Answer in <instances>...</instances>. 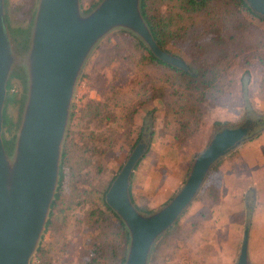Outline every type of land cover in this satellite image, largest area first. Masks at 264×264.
Instances as JSON below:
<instances>
[{"label":"rangeland","instance_id":"obj_1","mask_svg":"<svg viewBox=\"0 0 264 264\" xmlns=\"http://www.w3.org/2000/svg\"><path fill=\"white\" fill-rule=\"evenodd\" d=\"M38 1L39 0H6L5 11L9 19V25L14 29L15 37L16 35L18 37L16 33L17 29H23L27 38V43L30 30H32L31 26L34 22V13L37 9ZM100 2L101 0H79L81 14H88L94 8H92V6L96 4V7ZM242 13L244 18L257 29L254 38H257L258 34V39L260 41H255L254 43L256 44H251L252 46H256L255 56L249 59L238 57L230 64L227 72L224 73V94L218 105H216L213 110H209V113L204 116L201 124L198 125L197 132L184 142H179L174 139L173 130H175V126L174 122H172V117L174 116L167 108H164L165 106L162 105L159 100H156L139 107L136 121H134L132 125V132L129 133L130 135L123 132L127 124H125L124 127L121 126L119 143L102 155L103 159L102 163H100L102 164V172L100 175L105 180L106 178L118 174L132 151L131 146L135 143L136 136L139 133V126L141 124H143L144 127L146 126L142 128V133L139 134V137L140 139H147L149 149L144 155L142 163L135 171L132 170L130 176V179H132L131 193L135 207L139 206L142 208L149 206L153 208L154 212L160 209L162 207L161 205L168 198L173 197L183 185L189 173L193 157L195 158L206 147L213 134L219 128L234 127L242 124L248 119H258V124L253 125L254 130L251 132L258 131L264 126V16L253 12L251 8L249 10L242 8ZM119 29L127 28L116 26L101 38L109 41V43L102 44L106 47L102 54H98L99 57L102 58L100 60L101 63L105 62L113 53L112 48L116 43L114 35ZM127 30L129 31V29ZM98 42L88 53L76 78L66 128L60 145L59 163L61 160L63 161V173L65 176L59 189H57V182L55 194L56 192L59 194L53 208L51 224L43 233V236L41 235L42 238H40L39 241L40 245L47 250L46 253L51 261L50 264H89L92 261L90 246L94 244V237L91 234H83L81 230L86 225L84 207H77L68 211L66 218H64V214L67 210L68 197L74 186L73 184L82 181V177L85 178L87 172L92 176L93 172H96L95 168L91 167L92 162L85 165L81 164V159L86 156L83 148L88 142V135L92 134L95 137H100L110 130V127H108L109 130L106 131V125H98L97 121L89 120V118L81 112L84 103L88 99H97L99 97L93 87V85L96 84L95 74L97 69H99L98 63L96 69L92 67L93 59H97L98 57L97 48H95ZM125 43L130 42L124 41L123 44L125 45ZM29 51L30 47L19 64V70L22 73V75L21 73L18 74L20 79H11V88L15 89L14 93L22 99L21 103L18 105H10L8 107V114L15 121L22 119L24 110L22 102L26 99L28 84L27 54ZM123 52L128 53L127 51ZM117 66L118 62L116 61L113 62L109 68L103 69L101 71L103 74L100 75L101 78H99V82L101 85H105L108 81L117 77L118 84L127 90L130 80L132 81V77H130L129 73L125 72L124 74L117 71ZM116 73L120 74L116 75ZM22 79H24V82ZM243 87L246 89V97L243 96ZM71 105L75 107L73 113L71 112ZM166 123H168V126L165 125ZM205 137H208V139L206 140ZM204 140H206L205 143L201 149H198L201 142L203 143ZM249 140L250 141H245L243 144L250 142L248 144L252 147L255 143L259 146L258 141H264V128ZM250 145L247 149L250 148ZM78 146L80 150H77ZM262 148H264V143ZM132 149H134V147ZM184 150L186 151L184 152ZM238 151L239 150H236L235 153ZM231 154L233 153L231 152L223 158L219 157L214 164L222 162L224 159L232 156ZM181 155L183 156L181 157ZM223 164L226 165L227 162ZM226 167L240 172V177L244 180L247 179L246 177L248 174L251 175V171L260 167V164L254 165L252 168L250 161L237 159L233 166L229 165ZM226 178L228 179L227 182L230 184L228 186V194L225 198L229 199L228 201L232 203L233 207L230 208V210L233 211L237 202L235 194L230 195L229 193V188H231V183H233V177L226 176ZM223 183L225 182L220 181L219 190L224 194L225 189L224 186H222ZM215 199H217L215 201L216 203L219 200L216 190L204 194L200 192V194L191 201L189 204L190 206L188 205L189 207H186L187 210L185 209L179 216V226L185 231L184 239L179 243V248L171 258L169 264H215L214 261L217 262L218 255L206 254L214 250L211 249L210 246L208 248L207 244H205L207 243V233L211 226L209 222L206 223L205 228L200 224L206 215L208 216L210 214L211 204ZM139 212L146 215V213L141 210H139ZM243 212V219L245 221V209H243ZM194 220L195 222H193ZM246 222L247 221L239 223L237 221V223L233 224L227 223L224 227L222 225V235L224 238L221 242L226 245L227 242H229L228 244L230 246L227 247V250H224L220 258L224 256L226 260L231 261V263L224 262L222 264H236ZM196 229L197 232H194ZM247 253H250V255H248L249 264H264V222H260V219L258 223L251 222L249 226ZM252 256L257 257L260 261L256 263L255 260L257 259H252ZM38 262L39 256L35 251L32 257V263L36 264ZM218 262H220V260Z\"/></svg>","mask_w":264,"mask_h":264},{"label":"trees","instance_id":"obj_2","mask_svg":"<svg viewBox=\"0 0 264 264\" xmlns=\"http://www.w3.org/2000/svg\"><path fill=\"white\" fill-rule=\"evenodd\" d=\"M242 8L250 9L245 0H139L140 15L154 41L165 52L184 61L187 69L161 60L137 34L127 29H119L115 33L113 53L103 63L100 62L102 58L98 54H102L106 47L102 44L109 41L101 39L96 45L98 57L93 59L92 67L96 69L98 63L99 69L95 74L96 84L93 87L99 97L88 99L81 112L89 120L97 121L98 125H106V131L109 130L108 127L110 130L100 137L88 135V142L83 148L86 156L81 159V164L92 162L91 167L96 172H93V176L87 172L82 181L73 184L64 214L66 218L68 211L84 207L86 225L81 230L83 234L94 237V244L90 246L92 261L89 264H123L130 239L123 220L106 203L105 195L116 175L105 180L102 178V155L119 143L121 126L127 124L123 132H132L139 107L156 100L174 116V139L184 142L197 132L204 116L218 105L224 94L223 78L230 64L238 57L249 59L255 56L256 46L251 44L260 40L258 34L254 38L257 29L244 18ZM124 41L130 43L124 45ZM116 61L117 71L129 73L132 77L127 90L118 84L117 77L105 85L99 82L100 75L103 74L101 71ZM243 88V96L246 97V89ZM7 101H13V97L8 95ZM74 108L71 105L72 113ZM165 125L168 126V123ZM145 127L143 124L139 126V133L131 150L138 143L139 134ZM4 132L12 136L4 139L5 146L10 149L16 136L15 126L5 114ZM77 150H80L79 146ZM146 152L138 159L133 171L142 163ZM193 160L194 157L191 162ZM216 165L208 173L206 182L212 177V170ZM64 176L61 160L57 189L60 188ZM131 180L129 194L133 202ZM58 194L56 192L54 195L43 233L51 224ZM136 208L146 214L153 212V208L149 206ZM184 232L177 219L154 242L148 264H169L179 248V243L184 239ZM46 252L39 242L36 248L39 262L36 264H50Z\"/></svg>","mask_w":264,"mask_h":264},{"label":"water","instance_id":"obj_3","mask_svg":"<svg viewBox=\"0 0 264 264\" xmlns=\"http://www.w3.org/2000/svg\"><path fill=\"white\" fill-rule=\"evenodd\" d=\"M245 1L253 12L264 16V0ZM116 26L137 34L161 60L187 69L184 61L165 52L154 41L140 15L139 0H101L86 15L80 12L79 0L38 1L27 54V98L11 160L5 161L0 141V235L5 236L2 229L5 214L13 211L20 217L16 226L22 234L19 240L1 239L0 247L2 242L14 245L15 255L22 256L21 264H27L36 250L54 198L60 145L76 78L93 46ZM2 51L3 60L5 51ZM1 100L0 97V104ZM254 124L258 121L248 119L234 127L219 128L194 158L175 195L160 209L146 215L139 212L129 194L131 172L149 145L147 139L138 141L105 195L106 203L123 220L129 233L123 264H148L154 242L191 203L215 161L264 128L251 132ZM249 226L247 221L236 264H249ZM0 264L11 262L0 259Z\"/></svg>","mask_w":264,"mask_h":264},{"label":"crops","instance_id":"obj_4","mask_svg":"<svg viewBox=\"0 0 264 264\" xmlns=\"http://www.w3.org/2000/svg\"><path fill=\"white\" fill-rule=\"evenodd\" d=\"M205 138L206 140L208 139V137ZM249 139L242 141L238 146L232 149L229 152V153L231 152L233 153L231 154L232 156L224 159L222 162H219L216 165V168L212 170V177H210L208 182H206L207 176L205 177L202 186L200 187L198 193L195 196L197 197L198 194H200V192L204 194L209 191L214 192L215 190L218 193L219 200L216 203L215 201L217 199L212 201L210 214L208 216L206 215L203 221L200 222L201 226L202 227L204 226L203 228H205L206 223L208 222L211 226L207 233L208 239H207V243L205 244H207L208 248L210 246V248L214 250L209 251L206 254L218 255L217 262L214 261L215 264H222L224 262L231 263V261L226 260L224 256L220 258V256L224 253V250L225 249L227 250V247L230 246L228 244L229 242H227V245L221 242L224 238V236L222 235V225L224 227V225H227V223L233 224V223H237V221L239 223H244L245 221H249V224H251V222L258 223L259 219L260 222H264V148H262L264 141L263 142L261 140L258 141L259 146L257 143H255L253 147L250 144H248L250 142L243 144L245 143V141H250ZM206 140H204L203 143L201 142V145L198 149H201V147L203 146ZM243 145H244V149H243ZM249 145L250 148L247 149ZM236 150L239 151L235 153ZM185 151L186 150H184V152ZM182 156L183 155H181V157ZM224 156H222L221 158H223ZM237 159L250 161L252 168L254 165H259V164L260 167H258L254 171H251V175L248 174L246 177L247 179L242 180V177H240L241 176L240 172H237L236 170H232L229 167H226L229 165L233 166V164L237 161ZM224 162H227V164L224 165L223 164ZM226 176L233 177V183H231V188H229L230 195L235 194L237 201L233 211L230 210V208L233 207L232 203L228 201L229 199L225 198L226 195L228 194V186L230 184L227 182L228 179L226 178ZM220 181L225 182L222 184V186H224L225 189L224 194L222 193L221 190H219ZM243 209H245V221L243 219L244 216ZM193 222H195V220ZM198 225H199V221H198ZM197 229L194 230V232H197ZM232 248L234 249L233 246ZM248 255H250V253ZM252 259H257V257L252 256ZM219 260L220 262H218ZM259 261L260 259L255 260L256 263H258Z\"/></svg>","mask_w":264,"mask_h":264},{"label":"flooded vegetation","instance_id":"obj_5","mask_svg":"<svg viewBox=\"0 0 264 264\" xmlns=\"http://www.w3.org/2000/svg\"><path fill=\"white\" fill-rule=\"evenodd\" d=\"M5 6H6V0H0V29H1L0 41L2 42L0 43V97L2 98L0 104V117H1L0 141L3 149L5 161L6 160L9 161L11 160L15 150L18 129L22 121V119H20L19 121L18 120L15 121L8 114V107L10 105H16V104L18 105L22 101L21 97H18L16 93H14L15 89L11 88L12 86L11 79L12 78L20 79V76L18 75L21 73L19 70V64L24 58L25 53H27L29 47L31 46V38H32V30H33L34 22L32 23L31 26L32 30H30L28 43L23 29L17 27L18 29L16 33L18 34V37L17 35L15 37L14 29L11 28L9 25L10 23L5 11ZM35 14L36 11L34 13V18H35ZM3 49L5 53H4V58L2 60L1 53L3 52L2 51ZM22 81L24 82V79H22ZM27 91H28V84H27ZM27 91L25 98H27ZM8 95H11L13 97V101L11 102L7 101ZM25 102L26 99L23 100L22 102L23 106H25ZM4 114L15 126L16 136L14 139V144L10 149H8L4 143V139H9L12 137L8 133L4 132ZM256 120L258 121V119ZM10 214H5L4 216L5 222H4V226H2V229L4 230L5 236L2 238V236L0 235V240L1 239L5 240L8 237H14L16 238V240H19L21 238L22 234L19 228L16 226L17 218L20 219V217L17 214V212L14 211L13 214L12 213ZM1 220L2 219L0 218V221ZM1 244L2 246L0 247V259H6V261H10L11 264L22 263V256L15 255L17 253V249L15 248L14 245H9L8 243L5 245L3 244V242ZM35 251L28 257L27 264L32 263V257Z\"/></svg>","mask_w":264,"mask_h":264}]
</instances>
